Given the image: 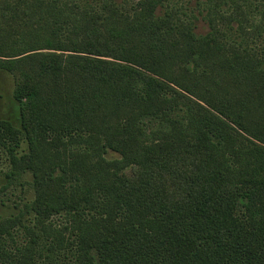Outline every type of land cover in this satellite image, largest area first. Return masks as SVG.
Wrapping results in <instances>:
<instances>
[{
  "label": "trees",
  "instance_id": "obj_1",
  "mask_svg": "<svg viewBox=\"0 0 264 264\" xmlns=\"http://www.w3.org/2000/svg\"><path fill=\"white\" fill-rule=\"evenodd\" d=\"M170 1L20 2L38 19L0 42L21 127L0 120V144L27 142L6 176L30 171L35 198L0 221V264H61L42 237L71 264H264V57L216 18L197 36L158 15Z\"/></svg>",
  "mask_w": 264,
  "mask_h": 264
},
{
  "label": "rangeland",
  "instance_id": "obj_2",
  "mask_svg": "<svg viewBox=\"0 0 264 264\" xmlns=\"http://www.w3.org/2000/svg\"><path fill=\"white\" fill-rule=\"evenodd\" d=\"M21 1L31 0H0V42L6 40H20L28 36L24 25L29 19H38L37 13L30 9L28 15L25 3ZM92 8L94 13H102L104 4L115 3L122 13L134 12L137 0H75ZM76 3V2H74ZM174 11L176 18L192 23L197 36H205L209 31V19L216 18L225 32L223 41L226 44H240L259 58L264 57V0H171L168 8L159 9L157 14L163 15L165 10ZM100 12V13H99ZM237 18L229 25L222 21L223 18ZM240 19V20H239ZM244 28V29H243ZM252 33V35L246 34ZM29 37V36H28ZM4 38V39H3ZM242 42L244 44H242ZM15 81L7 71H0V120L10 122L14 127L20 129L18 117V102L13 93ZM11 149L21 157L28 154V144L21 138L19 146L15 144H0V221L17 217L26 204L33 202L35 191L33 188V177L30 171H22L14 178L8 179L10 171ZM114 158V155L107 156ZM24 225L33 228L34 217L25 214L22 218ZM55 227L63 228L68 221L65 215H58L51 219ZM22 226L14 230V241L10 245L23 247L28 243ZM39 256L58 260L61 264H71L72 254L69 250H50V242L42 237L38 241Z\"/></svg>",
  "mask_w": 264,
  "mask_h": 264
}]
</instances>
